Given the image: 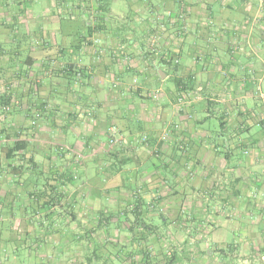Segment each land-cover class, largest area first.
<instances>
[{"label":"crops","instance_id":"crops-1","mask_svg":"<svg viewBox=\"0 0 264 264\" xmlns=\"http://www.w3.org/2000/svg\"><path fill=\"white\" fill-rule=\"evenodd\" d=\"M261 93L264 0H0V264H264Z\"/></svg>","mask_w":264,"mask_h":264},{"label":"built area","instance_id":"built-area-1","mask_svg":"<svg viewBox=\"0 0 264 264\" xmlns=\"http://www.w3.org/2000/svg\"><path fill=\"white\" fill-rule=\"evenodd\" d=\"M182 29H183V30H180V32H184V31H185L184 27H182ZM260 96L262 97V99H264V94L261 93ZM35 122H36V119H32V120L30 121V124H31V125H34ZM108 132H109V139H108V142H109V144H114V143L117 141V139H118V138H117V129H116V127L113 126V125L110 126V127L108 128ZM146 138H147V136H146V135H143V136L141 137V140H142V141H145ZM166 254H167V255L170 254V250H169V249L166 250Z\"/></svg>","mask_w":264,"mask_h":264},{"label":"water","instance_id":"water-1","mask_svg":"<svg viewBox=\"0 0 264 264\" xmlns=\"http://www.w3.org/2000/svg\"><path fill=\"white\" fill-rule=\"evenodd\" d=\"M159 73H160L161 77H164V73H162L161 71Z\"/></svg>","mask_w":264,"mask_h":264}]
</instances>
